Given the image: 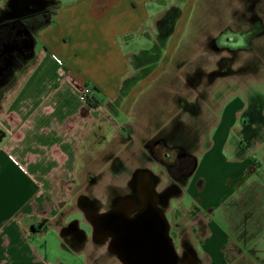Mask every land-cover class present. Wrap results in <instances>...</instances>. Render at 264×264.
Segmentation results:
<instances>
[{"label": "crops", "instance_id": "1", "mask_svg": "<svg viewBox=\"0 0 264 264\" xmlns=\"http://www.w3.org/2000/svg\"><path fill=\"white\" fill-rule=\"evenodd\" d=\"M152 3L162 7L166 6L167 1L58 2L56 13L38 33L33 59L20 72L0 103V264H75L73 257L76 260L82 257L84 261L79 250L63 244L61 229L80 219V209H74L71 203L73 197L78 195L74 189L81 183L82 174L83 179L87 180L88 175H104L110 171L111 161L110 157H106V147L101 151L104 158L101 164L104 167L100 169L90 165L96 162L98 143L110 142L107 131L111 129L110 139L119 136L120 132L125 136L133 133L134 143L140 149L139 134L148 125L151 103L145 108L144 96L149 92L157 96L153 103L155 106L160 96H171L176 91L172 83L166 82L164 85L162 78L169 72L170 59L181 42L180 30L186 27L183 9L181 21H177L171 35L172 41L168 45L170 36L157 66L139 79L126 95L121 96L124 81L140 74L143 68L134 66V56L147 50L124 53L123 46L135 35L142 34H149L153 46L158 35L157 21L178 0L153 15L149 9ZM182 3L188 10L194 0ZM229 3L231 8L222 14L224 21L211 17L213 26L207 25L202 29V39L208 31H216L219 22L225 27L235 21V4L228 0ZM151 19L155 21L151 26L152 36L147 26ZM201 41L194 43H198L200 48ZM57 59H61L63 64ZM171 75L170 80L177 77L176 65ZM45 88L49 92L42 96L40 90ZM94 88L98 93L107 94L105 104L101 103ZM85 93L99 102L96 107L82 99ZM117 99L120 100L119 104H115ZM233 101L236 115L243 105L238 106L239 98ZM224 133L222 136L226 138L228 131ZM220 146L218 142L210 145L200 157L198 167L203 162L214 167L217 158L213 151ZM116 155L120 153L116 152ZM238 161L241 164L249 162L246 175L243 176V172L240 175L245 178L243 184L258 170L260 163L254 156L244 154L234 162ZM254 181L264 185V178L263 181ZM241 197L244 202L239 208L240 215L230 226L241 230L240 233L250 228L251 239H237L244 254L237 253L235 258L237 264H262L264 257H260L258 251L263 252L264 245L256 242L264 238V197L255 201L252 199V204H247V196ZM256 201L257 207L254 204ZM245 213H251L249 227L240 221ZM44 220L48 225L46 230L33 228L34 224ZM51 231L59 234L55 252H51L46 239ZM247 248H251L252 252L249 253ZM248 253L251 263H247L249 261L244 257ZM88 255L85 262H89ZM240 259L242 262H239Z\"/></svg>", "mask_w": 264, "mask_h": 264}, {"label": "flooded vegetation", "instance_id": "2", "mask_svg": "<svg viewBox=\"0 0 264 264\" xmlns=\"http://www.w3.org/2000/svg\"><path fill=\"white\" fill-rule=\"evenodd\" d=\"M236 1L232 24L225 27L220 24L216 31H208L198 54L190 53L185 59H177L178 75L173 80L174 85H178L176 91L171 96L159 97L157 104L149 110L148 125L139 134L141 148L135 155L142 163L131 166L115 152L106 153V157H110V168L118 175H128L126 188L111 189V194L109 191L105 199H100L93 191L102 175L91 174L84 180L85 189L76 197L80 219L64 226L61 233L63 244L79 250L83 256L90 243L93 247L91 254L96 257L92 264H123L111 252L112 238L94 234L90 224L97 221L94 215H106L134 195L132 179L137 168L154 171V166L161 167L169 182L159 189L162 184L159 179L157 191L172 192L171 201L175 195H184L183 190L197 169L203 152L217 142L215 138L214 141L211 139V131L216 133L225 125V109L228 100L233 99L227 100L226 96H249L246 109L243 105L235 115V121L239 118L238 126L235 123L230 126L237 127L240 133L236 146L245 145L248 150L264 134V115L258 114L256 97L264 95L252 87L254 82L264 80V0ZM57 6L56 0H0V100L15 83L17 74L33 59H29L32 43L52 19ZM115 102L119 104L120 100ZM116 137L125 146L135 145L131 132L127 136L120 132ZM47 226L44 220L34 224L33 228L46 230ZM170 235L181 255L186 251L184 247L193 245L183 239L178 247L172 226ZM247 250L252 252L251 248Z\"/></svg>", "mask_w": 264, "mask_h": 264}, {"label": "rangeland", "instance_id": "3", "mask_svg": "<svg viewBox=\"0 0 264 264\" xmlns=\"http://www.w3.org/2000/svg\"><path fill=\"white\" fill-rule=\"evenodd\" d=\"M57 2L62 3H69L76 0H56ZM166 6L160 4H150L149 9L151 10V14L153 15L158 10H164L165 7L169 6L174 2V0H166ZM232 4H236V0H229ZM182 9L184 10L185 14L184 17V24L186 23V27L184 30H180V38L181 42L178 43V47L175 48V52L173 53V57L170 59L169 62V72L167 75H164L162 81H164V85L166 82L172 83L174 85V81L170 80V75L173 74L174 66L176 65V61L179 58L189 56L190 51L193 55L198 54L200 48L199 44L194 43L195 41L202 40V29L204 27L213 26L210 18L220 20L222 18V14L228 11L230 7V3L228 4V0H194V3L189 6V9L186 10V5L183 3L180 4ZM161 7V8H160ZM218 20V21H220ZM181 20H179L180 23ZM217 21V22H218ZM224 21V20H223ZM155 21H148L147 26H149V33L153 31V24ZM216 22V23H217ZM215 23V24H216ZM220 22L218 24V27ZM172 36L168 42V45L172 41ZM152 38L149 34L146 35H135L132 39L128 40V44H125L123 47L124 53L129 50H135L139 52L141 49H148L152 46ZM120 43L122 44L121 40ZM194 44L195 47L193 46ZM166 52V51H165ZM164 52V55H165ZM164 59L161 60V62ZM57 61L60 64L63 62ZM20 73L17 74V77ZM172 76V75H171ZM170 80V81H169ZM180 80H182L180 78ZM178 85L175 87L177 88ZM179 87L180 82H179ZM255 91L264 95V80L260 82H254L253 86ZM40 90L41 95L46 96L49 90ZM94 91L96 92L95 88ZM68 92V91H66ZM39 92H37L38 94ZM151 92L147 93L146 96L143 98L145 108L150 107L149 110L154 107V102L157 96L150 94ZM97 96H99L101 103L106 102V93H98L96 92ZM239 98V104L244 105V109H246V104L248 103L249 96H226L225 99L233 98L230 102L228 100V104L225 109V122L224 127L221 128L218 132L215 133L214 130L211 131V139L221 143L222 146L217 150L213 151L217 160H216V168L212 167L211 165H207L203 162L197 169L195 170L194 174L191 176L187 187L185 188L184 195H175L173 200L168 202V209L167 213L170 224L173 228V232L176 234L178 239V247H180V243H182L183 239H188L196 248L199 257L202 260V264H237V259L235 255L237 253L242 255V246L237 241V236L234 233V227L230 226L232 222L235 223L236 216L240 215V206L244 202L242 200V195L247 196V204H252L253 201L257 200V198L264 197V185L257 184L254 180L263 181L264 176V134L262 137L258 138L257 143L251 144L249 150H245V145L242 147L236 146V139L240 136L237 127L231 128L228 125H232L235 123L236 126L239 124V118L235 121V112L233 110L234 106V99ZM252 97V96H250ZM257 97V104L259 103V107L257 108L258 114L264 115V96H256ZM232 104V105H230ZM151 109V110H152ZM146 111V110H145ZM149 114V111H148ZM230 123V124H229ZM230 127V128H229ZM227 128V129H226ZM111 129L107 131L109 141L105 143H98L97 148V157L96 162H92L91 166H96L98 168H103L104 164H101V159L104 161L103 149L107 152H117L120 153L121 157L125 159L131 166H137L138 164L142 163L141 160L135 155L138 153L140 149L137 148L136 145L131 147L125 146L117 137H112L110 139V132ZM228 131V136L223 138V133ZM224 133V134H225ZM112 136V135H111ZM115 136V135H114ZM215 138V139H214ZM225 141L226 139V142ZM256 142V141H255ZM105 144V145H104ZM226 145V146H225ZM238 147V148H237ZM247 149V147H246ZM204 154V152H203ZM241 154L244 155H252L255 157L256 160L260 163V166L257 171H254L252 177L246 179L245 183L242 180L245 179L241 177V173L243 172V176L246 175L247 168L249 166V162L241 164L239 161L234 162L238 156ZM235 159V160H234ZM92 160V159H91ZM86 164V161L84 159ZM88 162V160H87ZM234 162V163H233ZM153 170L159 175L160 179H162L159 189L163 187V184H167L169 181L166 179L167 174L164 169L161 167H153ZM83 174L81 177V186H76L74 193L78 194L85 189V181L83 179ZM241 177V178H240ZM128 175H118L115 173L111 168L110 171L104 173L102 175L101 180L97 183L96 187H94V195L100 199H105L106 195L111 194V189H124L126 188V182L128 180ZM257 184V185H256ZM246 185V187H245ZM257 188V190L253 188ZM245 187V188H244ZM256 192V193H255ZM76 196V195H75ZM73 197L71 206L74 209L76 207V197ZM223 202L221 206L219 203ZM255 206L257 207L258 201H256ZM243 205V204H242ZM239 209V210H238ZM81 216V214H79ZM250 216H247L245 220L249 223ZM242 221V222H243ZM233 224V223H232ZM92 234V232H91ZM238 235V232H237ZM232 239H230L231 237ZM59 234L58 232L51 231L47 234V241L49 243L51 252H55L57 248V240ZM259 245H264V238H260L256 242ZM242 247V248H241ZM93 252V247L89 243L84 250V261L83 258H79L76 260L74 258L75 264H92L95 262V255L91 254ZM181 252V249H180ZM246 252V251H243ZM89 253V262H85V258ZM228 255V257H226ZM258 255L260 257H264V251H258ZM245 259H248L247 263L250 262L251 256L248 253V256H244ZM239 258V257H238ZM239 262H242L240 259ZM264 262H262L263 264ZM112 264H115L112 262Z\"/></svg>", "mask_w": 264, "mask_h": 264}, {"label": "water", "instance_id": "4", "mask_svg": "<svg viewBox=\"0 0 264 264\" xmlns=\"http://www.w3.org/2000/svg\"><path fill=\"white\" fill-rule=\"evenodd\" d=\"M37 39L31 49L35 54ZM150 168H137L133 174L134 195L120 202L106 215H94V234L111 237V252L123 264H200L196 248L191 245L181 255L170 235L167 216L171 193L156 189L159 182ZM97 217V218H96ZM98 222V223H97Z\"/></svg>", "mask_w": 264, "mask_h": 264}, {"label": "trees", "instance_id": "5", "mask_svg": "<svg viewBox=\"0 0 264 264\" xmlns=\"http://www.w3.org/2000/svg\"><path fill=\"white\" fill-rule=\"evenodd\" d=\"M185 0H178V3L175 5L170 6L165 13L162 15V17L157 21V29H158V35H157V41L152 46V48L147 50L140 51L137 55L133 58V64L135 67H141V73L132 75L129 78H127L124 81V84L121 89V96L123 97L128 93L130 88L143 76L147 75L150 71H152L158 64L159 60L162 57L163 50L166 48L167 41L169 37L174 32L175 26L177 21L180 19L182 15V8L181 3ZM88 96V95H87ZM3 97V96H2ZM87 102L93 106L96 107L98 105V101H95V99L92 96L87 97ZM1 103V100H0ZM247 216L251 217V213H245L241 216L240 221L242 222L245 220ZM250 217L247 218L250 220ZM250 222V221H249ZM244 226H248V222L243 221ZM241 230L234 229L235 236H237L238 239L245 238V239H251V230L250 228H245L242 230L243 233H240ZM238 232V235H237ZM256 233L253 232V236H255ZM262 262H264V259H262Z\"/></svg>", "mask_w": 264, "mask_h": 264}, {"label": "built area", "instance_id": "6", "mask_svg": "<svg viewBox=\"0 0 264 264\" xmlns=\"http://www.w3.org/2000/svg\"><path fill=\"white\" fill-rule=\"evenodd\" d=\"M58 60L62 62V60H61V59H58ZM85 92H87V90H85ZM82 99H83V100H85V101H87V96H86V93L84 94V96H82Z\"/></svg>", "mask_w": 264, "mask_h": 264}, {"label": "bare ground", "instance_id": "7", "mask_svg": "<svg viewBox=\"0 0 264 264\" xmlns=\"http://www.w3.org/2000/svg\"><path fill=\"white\" fill-rule=\"evenodd\" d=\"M98 221V220H97Z\"/></svg>", "mask_w": 264, "mask_h": 264}]
</instances>
